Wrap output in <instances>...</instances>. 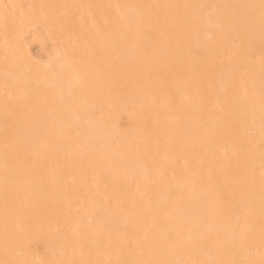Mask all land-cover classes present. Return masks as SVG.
<instances>
[{"label":"bare ground","instance_id":"6f19581e","mask_svg":"<svg viewBox=\"0 0 264 264\" xmlns=\"http://www.w3.org/2000/svg\"><path fill=\"white\" fill-rule=\"evenodd\" d=\"M251 3L259 0H0V12L13 4L99 6L85 10L88 23L72 10L54 8L57 16L66 12L59 25L32 31L18 24L16 38H9L25 53L23 66L11 68L9 78L42 98L39 107L10 100L6 113L0 87V152L6 121L29 133L21 145L29 196L25 201L22 194L21 202L26 222L37 227L38 262L50 258L43 254L45 243L49 227L58 226L70 227V236L78 233L84 241L57 257L69 264L158 258L161 248L226 235L218 230L216 214L238 202L245 214L251 202L259 259L258 149L254 184L241 150L251 83L243 67L246 37L239 24L224 18L234 10H149V26L136 36L114 26L118 12L107 7ZM4 80L0 32V85ZM255 84L258 90V64ZM132 93L145 97L143 106H132ZM41 121L48 131L37 135L32 129ZM3 195L0 183V246ZM85 213L93 229L101 217L107 228H82Z\"/></svg>","mask_w":264,"mask_h":264},{"label":"snow or ice","instance_id":"6c2138e0","mask_svg":"<svg viewBox=\"0 0 264 264\" xmlns=\"http://www.w3.org/2000/svg\"><path fill=\"white\" fill-rule=\"evenodd\" d=\"M93 5H4V11L0 12V32L4 36V74L5 80L0 87L3 88L5 111L7 113L8 101L20 102L24 105L41 104L39 94L26 93L21 81L9 78L11 68L23 66L25 56L23 47H13L9 38H16V26L22 25L29 30H44L49 27H56L60 24V17L66 12L57 16L52 13V9L72 10L79 16L82 23H88L90 13L85 10L92 9ZM116 9L118 15L113 18V25L123 26L128 34L139 36L142 34V26L148 27L146 18L151 14L149 10H159L172 7H194L201 10L216 11L217 9H232V15L224 14V18L230 23L239 24L246 37L245 59L243 67L247 70L250 85L247 90L248 105L246 108L245 136L241 150L247 156V167L250 177L257 175V149L259 156V184H260V224H259V259L256 257L255 241V217L251 214V202L244 207L249 209L245 214L238 202L230 209L218 211L216 223L220 233L215 239H209L206 243L201 237L200 244L191 243L190 239L174 247L161 248L158 258L142 259L135 264H264V0H259L258 4H236V5H195V6H174V5H144V4H114L107 6ZM41 9L37 14L35 9ZM48 11H44V10ZM99 33V30H97ZM258 46V53H257ZM10 48L11 55H10ZM259 67V86L255 84L256 67ZM258 96V103L256 97ZM129 102L133 107L143 106L145 97L136 93L130 94ZM155 103V99L151 101ZM48 131L46 122H39L32 132L39 135ZM2 152H0V183L3 185L4 200V231L3 243L0 246V264H69L64 259H59L65 255L69 248L83 247L84 241L79 239V234H75V239L70 236V227H49L51 237L45 243L44 253L49 255V259L37 260L38 251L33 246L38 243L35 238L36 226L26 222L23 215V205L21 195L26 201L29 193L25 190L27 180V169L22 164V143L25 142L29 133L24 132L21 125L5 122L3 128ZM147 168V165H142ZM79 211L80 205H75ZM243 217V223L241 218ZM199 223H204V217L200 216ZM108 226V221L101 217L97 220L95 228H92V219L87 213L84 214V221L81 227L89 232L96 233L104 231ZM43 228L44 225H39ZM170 239H175L173 233H169ZM57 241L53 244L52 241ZM153 257L156 254H151ZM245 258H239V257ZM203 257V258H201ZM71 264H104L103 261L92 259H80L72 261Z\"/></svg>","mask_w":264,"mask_h":264},{"label":"rangeland","instance_id":"374dc122","mask_svg":"<svg viewBox=\"0 0 264 264\" xmlns=\"http://www.w3.org/2000/svg\"><path fill=\"white\" fill-rule=\"evenodd\" d=\"M34 49V52L37 51V48L35 47V45L32 46V50Z\"/></svg>","mask_w":264,"mask_h":264}]
</instances>
